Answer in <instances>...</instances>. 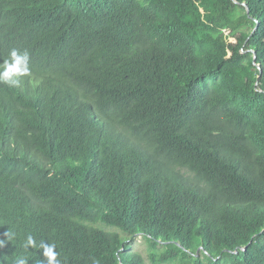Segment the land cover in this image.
I'll return each instance as SVG.
<instances>
[{
	"label": "trees",
	"instance_id": "16d2710c",
	"mask_svg": "<svg viewBox=\"0 0 264 264\" xmlns=\"http://www.w3.org/2000/svg\"><path fill=\"white\" fill-rule=\"evenodd\" d=\"M13 49L0 264H264V0H0Z\"/></svg>",
	"mask_w": 264,
	"mask_h": 264
},
{
	"label": "clouds",
	"instance_id": "9594fccd",
	"mask_svg": "<svg viewBox=\"0 0 264 264\" xmlns=\"http://www.w3.org/2000/svg\"><path fill=\"white\" fill-rule=\"evenodd\" d=\"M11 61H5L3 64V71L0 72V80L9 85H15L18 81L17 76L27 75L29 73L28 68V54L27 52L19 54L17 50L13 49L10 52ZM3 245V241H0V246ZM29 245H35V241L32 236H28L25 247ZM55 245L45 244L43 245V255L47 257V264H58L56 261L57 253L54 251ZM13 264H26V259L23 257H17ZM43 264V262H41Z\"/></svg>",
	"mask_w": 264,
	"mask_h": 264
},
{
	"label": "rangeland",
	"instance_id": "374dc122",
	"mask_svg": "<svg viewBox=\"0 0 264 264\" xmlns=\"http://www.w3.org/2000/svg\"><path fill=\"white\" fill-rule=\"evenodd\" d=\"M239 8L244 10L242 5H239ZM129 243L130 251L139 254L144 259L146 264H151L148 258V245L140 236L133 237V239H130Z\"/></svg>",
	"mask_w": 264,
	"mask_h": 264
},
{
	"label": "water",
	"instance_id": "95a60500",
	"mask_svg": "<svg viewBox=\"0 0 264 264\" xmlns=\"http://www.w3.org/2000/svg\"><path fill=\"white\" fill-rule=\"evenodd\" d=\"M241 5L245 8V10L248 11V9L245 7V4H241ZM226 251H228V252H232L231 250H226Z\"/></svg>",
	"mask_w": 264,
	"mask_h": 264
}]
</instances>
